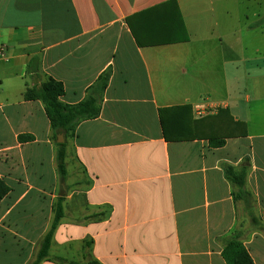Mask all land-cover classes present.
<instances>
[{"label":"crops","instance_id":"obj_1","mask_svg":"<svg viewBox=\"0 0 264 264\" xmlns=\"http://www.w3.org/2000/svg\"><path fill=\"white\" fill-rule=\"evenodd\" d=\"M213 4L0 0V180L9 188L0 201V264L33 262L58 201L63 217L50 258L225 264L224 239L238 233L253 264H264V51L249 54L250 25L228 19L227 7L202 9ZM252 18L261 21L258 11ZM34 57L39 72L29 74ZM105 72L107 86L96 93ZM48 78L62 83L66 105L91 91L100 98L97 118L56 136L66 143L65 181L42 103L24 100ZM218 109L244 123L245 136L220 148L164 138L160 110L169 128L176 123L173 133L193 135L203 132L194 120ZM69 162L80 182H69L77 172L69 173ZM225 166L245 171L249 203L234 201Z\"/></svg>","mask_w":264,"mask_h":264},{"label":"trees","instance_id":"obj_2","mask_svg":"<svg viewBox=\"0 0 264 264\" xmlns=\"http://www.w3.org/2000/svg\"><path fill=\"white\" fill-rule=\"evenodd\" d=\"M131 32L137 45L141 47L142 44L138 40V37L132 28ZM183 41H187V35L184 37ZM38 72L39 61L37 57H34L27 64V73L36 74ZM108 79V72H105L99 77L95 87L98 88V91H95L96 93H103L107 86ZM92 92L93 91H91V94L85 99V101L77 105H66L60 101V98L64 95V87L62 83L57 82L52 78H48L39 86L27 88L24 92L25 101H39L44 107L45 115L49 121L53 141L56 146V169L62 181H65L67 177L65 164L66 143H56V136L63 133L64 138H67L75 131L80 122L95 119L99 116L100 98L95 97ZM179 110H190V106L186 105L169 109V111L173 112L171 114L172 116L175 114V111ZM159 116L163 136L167 141H190L195 139H206L208 140L211 147L220 148L225 144V139L245 136L246 134V125L242 122L235 121L230 115L228 109H218L213 115H207L203 118L194 120V127L202 128L203 132L201 131L200 133H194L193 135H178V131L177 134H175L176 132L173 133V131L177 129L175 125L176 123H171L169 128L168 123H166L164 118H162V110L159 111ZM225 116H227V121L225 120ZM224 176L233 189L232 196L234 201L245 199L246 202L249 203L250 194L245 190V171H237L232 167L225 166ZM8 193V186L2 180H0V201ZM62 217L63 208L61 206V201H58L54 209V218L52 224L48 232L41 240L38 250L35 254V258L31 264H41L43 261H53L56 264H100L96 260L89 258L91 257V240H85L82 243L83 256L85 258H89L86 263L49 257V250L53 235ZM104 217L105 214L95 215L96 219H102ZM221 256L225 264H253V260L240 240L238 233H235L224 239Z\"/></svg>","mask_w":264,"mask_h":264},{"label":"rangeland","instance_id":"obj_3","mask_svg":"<svg viewBox=\"0 0 264 264\" xmlns=\"http://www.w3.org/2000/svg\"><path fill=\"white\" fill-rule=\"evenodd\" d=\"M230 9V15L228 19L234 20L242 29L246 25H250V31L245 35V42H250L251 46L247 48L249 54H251L253 48L261 47L264 51V0H214L213 5L205 6L202 9ZM258 11L260 13L261 21H256V18H252V14ZM221 30V29H220ZM69 173L72 174L74 171H77L74 176L71 175L69 182L74 180L81 179V173L77 165L73 162H69Z\"/></svg>","mask_w":264,"mask_h":264},{"label":"water","instance_id":"obj_4","mask_svg":"<svg viewBox=\"0 0 264 264\" xmlns=\"http://www.w3.org/2000/svg\"><path fill=\"white\" fill-rule=\"evenodd\" d=\"M56 142H57L58 144H63V143H64V140H63L62 135H59V136L57 137Z\"/></svg>","mask_w":264,"mask_h":264}]
</instances>
